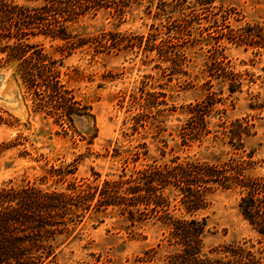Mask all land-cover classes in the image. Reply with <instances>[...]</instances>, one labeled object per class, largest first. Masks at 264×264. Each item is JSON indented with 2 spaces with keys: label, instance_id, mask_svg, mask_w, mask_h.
Returning a JSON list of instances; mask_svg holds the SVG:
<instances>
[{
  "label": "rangeland",
  "instance_id": "374dc122",
  "mask_svg": "<svg viewBox=\"0 0 264 264\" xmlns=\"http://www.w3.org/2000/svg\"><path fill=\"white\" fill-rule=\"evenodd\" d=\"M256 25L264 27V0L208 5L187 0L177 6L172 0H141L122 17L100 10L67 24L81 38L103 31L118 39L124 35L125 48L94 54L87 44L67 49L60 39L31 37L29 43L60 61V81L83 116H74L76 132L70 131L42 91L36 96L28 91L18 62L0 61V189L29 182L63 191L70 183L129 177L175 158L217 162L242 157L252 163L251 176L264 177V47L220 36ZM179 27L185 28L184 37L169 45ZM215 59L224 63L211 72ZM224 73L238 76L241 86L234 93L220 76ZM207 97L214 104L205 125L188 127L189 106ZM233 125L243 131L240 149L223 135ZM52 168L65 174L63 182L42 181ZM240 197L239 188L218 189L208 207L196 213L207 223L203 253L220 257L230 244L259 248L258 236L240 214ZM170 210L182 216L173 205ZM165 235L155 218L131 226L117 207L93 209L70 232L58 234L52 242L56 257L45 264H167L171 249Z\"/></svg>",
  "mask_w": 264,
  "mask_h": 264
},
{
  "label": "trees",
  "instance_id": "16d2710c",
  "mask_svg": "<svg viewBox=\"0 0 264 264\" xmlns=\"http://www.w3.org/2000/svg\"><path fill=\"white\" fill-rule=\"evenodd\" d=\"M27 1L39 3L29 5L19 4L16 0H0V55H5L0 61H17L18 73L28 91L35 96L42 91L62 124L76 132L74 116H83L82 108L77 106L79 103L71 91L60 81V61L29 43V39L39 34L51 36L64 41L63 47L67 49L87 44L94 54L120 45L125 48L128 40L124 35L118 39L103 31L81 38L72 35L67 24L94 16L100 10H112L122 17L133 3L141 0ZM172 1L177 6L187 0ZM198 1L208 5L215 0ZM184 32L185 28L179 27L176 35L168 39V44L171 45L173 39L183 38ZM220 36L229 42L264 47V27L259 25L247 26L239 32H222ZM136 44H142V37L136 40ZM223 63L215 59L211 72ZM229 74L220 76L229 82L230 92L234 93L241 82L237 75ZM208 97L204 102L189 106L188 127L205 125L206 113L214 104V98ZM241 123L237 120L235 125L241 126ZM242 134L243 131L235 126L223 133L237 149L242 147ZM236 139L237 144L234 143ZM251 168L252 163L242 157L231 156L227 161L217 162L179 161L175 158L169 163L138 170L129 177L106 179L97 184L70 183L63 191L43 189L29 182L3 187L0 189V264H45L51 261L56 257L52 242L58 234L70 232L93 209L104 211L108 207L119 208L131 226L149 218L160 221L166 228L164 242L171 249L167 264H263L264 177L251 176L248 173ZM64 176L61 170L52 168L42 181L63 182ZM237 188L241 194L240 214L258 236L259 248L254 251V245L230 244L223 247V256L211 257L202 250L208 231L206 220L195 215L208 207L209 197L216 190ZM172 205L175 210H181L182 216L172 213Z\"/></svg>",
  "mask_w": 264,
  "mask_h": 264
},
{
  "label": "water",
  "instance_id": "95a60500",
  "mask_svg": "<svg viewBox=\"0 0 264 264\" xmlns=\"http://www.w3.org/2000/svg\"><path fill=\"white\" fill-rule=\"evenodd\" d=\"M0 80H1V77H0Z\"/></svg>",
  "mask_w": 264,
  "mask_h": 264
}]
</instances>
